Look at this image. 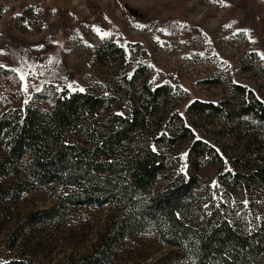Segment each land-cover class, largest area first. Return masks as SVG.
Returning a JSON list of instances; mask_svg holds the SVG:
<instances>
[{
  "label": "rangeland",
  "instance_id": "1",
  "mask_svg": "<svg viewBox=\"0 0 264 264\" xmlns=\"http://www.w3.org/2000/svg\"><path fill=\"white\" fill-rule=\"evenodd\" d=\"M225 3L0 0V65L14 73L0 77L5 108L33 102L47 110L50 98L38 99L37 93L62 91L113 98L100 119L111 112L130 115L144 104L142 141L167 157L154 191L178 175L195 176L197 228L206 219H226L252 232L264 224V181H248L246 175L257 163L264 165V129L258 134L250 116L228 121L209 109L203 114L190 109L206 102L235 112L243 100L237 86L246 89L247 102L264 103V0ZM93 26L109 35L101 38ZM146 86L166 88L155 111ZM198 140L207 153L192 157ZM10 171L0 188L30 181L21 167L13 165ZM7 195L0 201V263H67L93 251L103 238L107 252L101 264H159L188 257L164 242L153 219L133 232L119 230L116 222L130 207L121 200L64 205L62 210L68 207L71 214L45 218L43 211L62 203L49 187L35 184L20 197Z\"/></svg>",
  "mask_w": 264,
  "mask_h": 264
},
{
  "label": "trees",
  "instance_id": "2",
  "mask_svg": "<svg viewBox=\"0 0 264 264\" xmlns=\"http://www.w3.org/2000/svg\"><path fill=\"white\" fill-rule=\"evenodd\" d=\"M10 74L14 73L0 67V77ZM165 89L144 88L154 105L152 111L157 109ZM237 89L243 100L235 112L206 102H195L190 109L200 114L209 109L228 121L250 116L259 134L264 129V103L259 99L247 102L246 89ZM2 94L0 89V180L8 179L10 168L17 165L30 181L15 180L13 186L1 187L0 201L3 194L20 197L35 184L44 185L62 203L42 214L45 218H64L72 213L68 207L62 210L64 205L101 206L117 199L130 206L116 222L119 230L133 232L153 219L164 242L188 256L184 261L174 257L159 264H264V224L247 232L226 219L215 223L206 219L204 227L197 228L201 219L194 209L195 176L178 175L154 191L166 170L167 157L142 141L140 132L147 123L141 116L144 104H137L130 115L111 112L100 119L114 100L106 95L90 91H62L51 96L37 93L38 99L50 98L52 102V107L44 110L33 102L6 109ZM201 144L198 140L192 147V157L206 155L208 148ZM246 180L264 181V165L257 163ZM61 186L57 193L56 188ZM106 252L103 238L88 254L56 264H101ZM0 264L35 263L30 259H10Z\"/></svg>",
  "mask_w": 264,
  "mask_h": 264
},
{
  "label": "snow or ice",
  "instance_id": "3",
  "mask_svg": "<svg viewBox=\"0 0 264 264\" xmlns=\"http://www.w3.org/2000/svg\"><path fill=\"white\" fill-rule=\"evenodd\" d=\"M217 2H220V3H225V0H217ZM225 6H228L226 3H225ZM55 11V10H54ZM233 23H235V22H233ZM94 27V30L97 32V34L98 35H101V38H104V37H106V36H108L109 35V33H107V32H103L102 33V31H101V29L99 28V27H97V26H93ZM141 27H143V25H141ZM226 27H231V25H227ZM240 31H242V32H248L249 30H247V29H241ZM210 42V41H209ZM42 47V46H41ZM261 58L262 59H264V54H261ZM0 67H4L3 65H0ZM13 71H16L15 69H13ZM20 79L23 81V80H25V75L24 74H21V76H20ZM23 90L26 92L27 90H28V85H27V83H24V85H23ZM81 91H83V89H81ZM26 103H27V101H26ZM197 139H199V137H197ZM155 150V149H154ZM183 156H184V158H186L187 157V153H184L183 154ZM185 167H186V165H185ZM184 169H182V171H183ZM214 186H215V182H214ZM247 202H245V204H246Z\"/></svg>",
  "mask_w": 264,
  "mask_h": 264
}]
</instances>
